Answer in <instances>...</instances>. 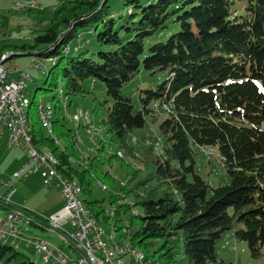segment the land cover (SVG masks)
I'll return each instance as SVG.
<instances>
[{
  "label": "trees",
  "instance_id": "trees-1",
  "mask_svg": "<svg viewBox=\"0 0 264 264\" xmlns=\"http://www.w3.org/2000/svg\"><path fill=\"white\" fill-rule=\"evenodd\" d=\"M58 2L50 26L33 30V44L24 46L40 58H58L42 90H58L61 96L63 89L68 98L84 94L88 80L101 81L110 103L100 123L124 152L132 153L129 133L143 128L149 117L157 119L153 104H167L169 110H162L163 146L153 157V176L134 197L128 185L118 186L110 201L118 204L114 215L91 189L100 175L107 177L102 170L104 160H110L103 155L106 145H97V153L82 165L77 131L68 127L64 105L54 106L53 133L48 135L39 119L37 92L28 108L35 144L53 152L59 171L89 194L90 199H83L95 219L129 238L144 253L145 264H234L217 254L228 233L264 264V0H126L127 18L113 12L112 0ZM0 21L8 25L6 17L0 15ZM174 22L181 24L179 31L166 34ZM82 32L95 34L110 49L98 51L97 57L84 48L66 52ZM2 48L12 52L10 58L17 55ZM143 66L160 80L140 89L137 107L123 87ZM195 146L218 148L226 181L214 185L200 174ZM118 152L116 157L123 158ZM131 157L137 160L136 154ZM134 171V176L140 172ZM25 210L34 220L21 225L24 239L29 237L23 235V225L51 227ZM124 214L130 218L124 220ZM21 245L34 247L24 240L0 242V264H45L19 251Z\"/></svg>",
  "mask_w": 264,
  "mask_h": 264
},
{
  "label": "rangeland",
  "instance_id": "rangeland-1",
  "mask_svg": "<svg viewBox=\"0 0 264 264\" xmlns=\"http://www.w3.org/2000/svg\"><path fill=\"white\" fill-rule=\"evenodd\" d=\"M16 1L18 0H0V15L8 19L7 26L0 21V44L2 46H7L8 49H12V51L17 54L4 63L6 68L11 70L10 79H19L20 75L17 68H22L31 78L28 80L26 79V87L23 92L26 98L32 102L35 92H37L36 101L38 102V107L43 102L46 105L50 104L51 107L54 108V106L60 102V104L65 106L64 108H67L64 116L69 128L77 129L76 122L73 121V116L78 109L89 110L91 112L92 118L99 126V130L102 134L97 136L98 143L92 145L84 135L83 129L80 130L79 135L82 136V141H79L78 144V149L81 152L80 161L82 165H84V158H88L97 153V145H106L108 152H103V155L109 156L110 160H104L102 170L107 177L112 178L114 175L115 179L112 180L100 175V178L92 183L91 189L93 197L102 201L103 206L108 208L111 215H114L118 204H111L110 201L111 196L118 191V186L121 184L128 185L130 189H133L132 196L134 197L140 192L138 186L153 176V157L156 153H160V149L163 146V138L159 131V125L165 117V113L162 111L163 109L159 107L158 103L153 104L152 107L154 111L159 112L157 119L153 121V119L149 117L143 128L134 129L129 133L128 147L133 154L137 155V160L131 157V152H124L123 150L125 149L111 141V137L107 133V126H103V124L100 123L101 119H106L110 103L107 101L110 99L106 93L104 84L101 81L93 82L94 80H88L85 83L87 91L84 94L71 95L68 98L64 95L63 89L61 96L58 90L44 91L42 88L46 87L44 82L47 78V73L52 65L58 62V58L55 55L54 61H52L54 57L46 61L43 60L42 64H46V66H44L43 69H36L32 66L33 61H40L41 59L38 58L34 52L28 53L29 50H24L25 45L28 46L29 49V46L34 42L33 30H37L39 27L48 28L50 26L53 11L55 10L54 8L58 7L59 4L58 0H41L39 8L26 11L14 10L12 6ZM125 2L126 0H112L113 12L120 13L123 18L128 17V8ZM237 4L238 9L242 2H238ZM180 26V23L174 22L172 28L165 33L179 31ZM86 36L85 34V38L81 42L75 40L70 48L73 50L84 48V50H88L90 56L94 57H97L98 51L110 49L109 46L99 44L95 34L89 33L88 37ZM81 43L82 45H80ZM41 48L42 47H39L35 51H40ZM159 80L158 74H152L151 71L145 69L143 66L133 80L124 84L123 92L126 96L132 97L134 103L138 107L141 94L140 89L155 86ZM60 81L65 85V79L63 77H60ZM52 121L53 118L51 119V122ZM30 125H33L32 116H30ZM44 130L48 135L53 133V130L52 133L49 129L44 128ZM7 137V132L0 137V195H6L14 189L15 193L12 196V201L14 203L22 204L43 217L51 215L61 203L62 207H64L65 201L60 194L62 191L57 183L54 184V187H46L43 179L39 175L40 173H34L28 177H25V174L19 178L14 176L15 172L19 171L29 161V155L24 150L10 148ZM134 139H136V142H134ZM151 145L155 146L153 152H150L149 147ZM41 149L49 148L41 147ZM120 149H123L121 150L123 156H119L123 158L116 157L115 155ZM194 149L197 154V167L200 174L214 185L226 181V170L221 164L218 148L215 146H195ZM74 162V164H77L79 160L74 159ZM134 170H139L140 172L134 176ZM149 181V184H154V179ZM103 187H105V189ZM120 196L122 199H125L123 195ZM83 198L90 199V196L88 193H83ZM126 199L127 202H132L130 199ZM124 201L126 200H120L119 203L124 204ZM138 209L137 211H140V208ZM1 211H3L1 214L6 213L3 209ZM121 217L124 220H128L130 215L124 214ZM113 221L114 223L112 222V225L116 223L115 219ZM65 228L71 231V223L69 222L66 224ZM22 231L23 235L29 237L28 239L45 240L53 251L56 253H63L68 257L69 263L76 261L79 256V251L71 246L70 241L63 234L64 230H57L53 227L41 229L33 225L27 227L23 225ZM217 247L219 260H231L234 264H261L260 260H253L251 258L247 244L237 241L231 233H228L225 239L218 243ZM136 248L140 250L138 247ZM34 250V247L27 248L24 245H21L19 248V251L27 254L32 259H39L41 263L62 264L60 262L54 263L52 260L46 261L41 255H37L38 253ZM127 259L129 260V257Z\"/></svg>",
  "mask_w": 264,
  "mask_h": 264
},
{
  "label": "built area",
  "instance_id": "built-area-1",
  "mask_svg": "<svg viewBox=\"0 0 264 264\" xmlns=\"http://www.w3.org/2000/svg\"><path fill=\"white\" fill-rule=\"evenodd\" d=\"M40 3L41 1H39V6ZM29 9L33 10L36 8L29 7ZM85 34V32H82L77 40L81 36H85ZM42 61L34 60L32 66L41 68ZM17 71L20 75L19 79L11 80V70L0 68V137L7 132L9 147L24 150L29 155V161L15 173V177L19 178L24 174L26 175L25 177H28L31 173L38 172L46 187H51L57 183L61 188L66 200L63 209L52 213L48 217H43L42 215L40 217L47 220L51 227L57 230H64L65 237L75 244L80 254L79 259L74 264H129V261H135L134 253L130 251L128 246H126L125 252H115L109 235L101 233L98 228H94L93 220L80 210L76 199L70 195V187L59 182L56 175L50 174L47 164L41 161L37 154L33 153L28 147L25 142L26 131L21 119L19 95L25 90L26 79L31 78L22 68H18ZM85 131L90 132V138L95 140V131L90 127L88 119ZM14 193L15 190L12 189L8 194L0 195V205L10 206L5 214H1L3 208L0 207V239L11 244H20V241L24 240L29 246H34L36 251L48 261L70 264L68 257L63 253H55L45 241L21 237L19 233L21 225L24 221L34 220V217L27 216L23 212L26 209L24 206L13 203L12 196ZM69 222L72 225L71 231L65 228V225ZM128 257L129 260L127 259Z\"/></svg>",
  "mask_w": 264,
  "mask_h": 264
},
{
  "label": "bare ground",
  "instance_id": "bare-ground-1",
  "mask_svg": "<svg viewBox=\"0 0 264 264\" xmlns=\"http://www.w3.org/2000/svg\"><path fill=\"white\" fill-rule=\"evenodd\" d=\"M39 1L41 0H18L14 3L12 8L16 11H26L30 10L29 7L32 8H39ZM55 7L54 9H56ZM81 34V33H80ZM79 34V35H80ZM85 36H81L79 39V42H81ZM78 39V38H77ZM71 45L67 46L65 48V51L68 52ZM8 50H3L2 45L0 44V68L7 69L4 63L10 59L11 57V51L7 53ZM54 56H51L47 59L40 58L41 60H48L53 58ZM55 60V57L52 61ZM46 66L42 64L41 68L36 69H43V67ZM18 69V68H17ZM24 92V90H23ZM62 92V90H61ZM19 106L21 108V119L23 121V125L25 128V142L28 144V147L33 153H36L38 158L45 162L48 166V170L50 171V174L56 175V177L59 179V182L63 183L65 186L70 187V195L74 196V198L77 201V204L80 208V210L83 212V214H87L91 220H93V227L98 228V230L101 233L108 234L110 237V242L113 245V248L115 252H125L126 246L129 247L130 251L134 253V260L135 261H129V264H145L144 263V253L136 248L134 246L129 238L123 237L119 235V233L114 230V228H106L100 221H97L95 217L92 215L89 207L87 206L86 202L83 199V191L82 188L78 182V180L70 178L66 175H64L61 171L58 169V165L60 163L59 159L51 152L49 149H40L34 142L33 134H32V126L30 125V117L28 113V108L30 106L29 99L26 98L25 94L22 93L19 95ZM65 107V106H64ZM169 106L167 104H164V107L162 108L164 110H169ZM66 111L67 108H64ZM39 111V119L42 123V126L46 129H49V131L52 133V122L51 119L54 116V108L51 107L50 104L41 103L38 107ZM87 119L90 121V127L94 129L95 131V140L94 138H90V132H86L85 129L87 128ZM73 121L76 122V131H77V138L79 141H82V136L79 135V132L81 129L84 131V135L88 139V141L92 145L97 144V136L101 135L102 132H100L99 126L94 122L92 118V114L89 110H83L78 109L77 112H75L73 116ZM96 142V143H95ZM118 155L123 156L122 152L119 151ZM105 189V187H103ZM136 214L137 212L134 211ZM0 242L3 243H9L8 241L0 239ZM45 259V258H44ZM46 261H48L46 259Z\"/></svg>",
  "mask_w": 264,
  "mask_h": 264
},
{
  "label": "crops",
  "instance_id": "crops-1",
  "mask_svg": "<svg viewBox=\"0 0 264 264\" xmlns=\"http://www.w3.org/2000/svg\"><path fill=\"white\" fill-rule=\"evenodd\" d=\"M58 6H59V4H58ZM86 37H88V34H87V36ZM86 40H87V38H86ZM18 172V171H17ZM16 173V172H15ZM36 174H39L38 172H35ZM31 174H34V173H31ZM30 174V175H31ZM40 175V174H39ZM14 176H15V174H14ZM40 177H41V175H40ZM42 178V177H41ZM56 184V183H55ZM58 185V184H57ZM55 185H53V186H51V187H54ZM59 187V186H58ZM48 188H50V187H48ZM60 190H61V188H60ZM60 194L62 195V197H63V199H64V201L66 202V200H65V198H64V196H63V194H62V192H60ZM14 203V202H13ZM14 204H17V203H14ZM17 205H22V204H17ZM22 206H24V205H22ZM64 206H65V204H64ZM25 207V206H24ZM26 208V207H25ZM26 209H28V208H26ZM63 209V207H62V203H61V205L60 206H58L54 211H53V213H56V212H59L60 210H62ZM28 210H31V209H28ZM32 211V210H31ZM34 212V211H33ZM34 213H36V212H34ZM36 214H38V213H36ZM40 215V214H39ZM34 226V225H33ZM37 227H39V228H41V229H45V227L44 226H37ZM49 245V244H48ZM50 246V245H49ZM25 247H27V246H25ZM51 247V246H50ZM27 248H31V247H27ZM52 249V248H51ZM35 251V250H34ZM36 252V251H35ZM58 253H60V252H58ZM37 255H39V254H37Z\"/></svg>",
  "mask_w": 264,
  "mask_h": 264
}]
</instances>
